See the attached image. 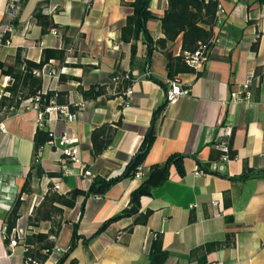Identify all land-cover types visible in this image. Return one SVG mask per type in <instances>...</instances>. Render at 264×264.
<instances>
[{"label":"crops","instance_id":"crops-1","mask_svg":"<svg viewBox=\"0 0 264 264\" xmlns=\"http://www.w3.org/2000/svg\"><path fill=\"white\" fill-rule=\"evenodd\" d=\"M45 1L42 13L58 28L43 34L33 11ZM133 1L0 2V34L9 32L7 42L0 46V61L10 64L17 49L37 62L43 49L64 48L63 63L50 59L43 66L41 92L64 91L67 104L76 108L73 120L51 116L43 127H39L32 107L19 108L0 121V264H23L21 244L27 234L49 233L51 221L31 227L28 217L50 184L58 185L57 193L66 194L72 189L86 191L95 175L109 179L121 174L140 146L153 111L165 102L168 82L174 78L188 91L165 104L142 172L171 154L183 159L180 169L171 164L166 179L140 197L139 211H152L147 222L128 230L134 216L123 217L84 241L127 206L143 173L116 182L102 196L84 201L78 196L72 207H63L61 227L54 238L59 250H52L43 264H55L72 242L66 262L75 258L77 264H148L155 239H160L167 252L164 264H264V3L221 0L220 20L212 29L215 41L202 68L168 78L166 57L155 45L164 37L161 19L168 0L149 1L151 17L145 23L153 42L149 57L141 36L133 56L130 43L120 40V27L132 14ZM12 2H16V11L10 8ZM180 46V36L167 43L173 55L180 53ZM114 71L132 77L128 96L116 91L120 83L111 81ZM251 73L254 77L248 96L236 100V92ZM3 78L0 73V95ZM94 85L104 86L111 97L84 99L79 88L87 90ZM118 120L121 125L111 144L94 157L91 131ZM221 124L232 128L234 156L222 169L212 170L219 160H211V155L217 150ZM38 128L52 131L54 139L63 133L76 139L78 160L67 163V172L62 168L60 149L45 144L38 159L43 174L35 173L33 138ZM197 167L207 172L195 174ZM29 173V191L21 192ZM18 196L19 217L10 235L18 244L10 247L5 243V218ZM227 237L228 245L208 252L199 249L189 256L193 249Z\"/></svg>","mask_w":264,"mask_h":264},{"label":"trees","instance_id":"trees-1","mask_svg":"<svg viewBox=\"0 0 264 264\" xmlns=\"http://www.w3.org/2000/svg\"><path fill=\"white\" fill-rule=\"evenodd\" d=\"M150 0H134L131 3L133 8L132 14L126 17L122 26L120 27V40L131 45V56L136 52V42L141 36L143 41L147 45V57L150 56L153 50V42L149 32L146 29V21L151 17L148 10ZM260 3H264V0H258ZM45 2L37 4L33 11V17L36 22L41 26V32L44 34L50 29L58 28V25L53 22L52 18L42 13V6ZM217 3L216 0H168V7L161 19V29L164 37L158 39L155 43L164 53L166 57V68L168 78H174L179 73L184 72H196L193 68L188 66L183 59V53H193L197 50L199 44H205L208 47L211 46V38L213 36L212 29L216 26L219 20L216 17ZM15 24V21H13ZM2 35V44L9 38V32ZM181 37L180 53L173 55L171 51L167 49V43H173L176 38ZM66 41V39H64ZM65 58V50L62 49H43L41 58L39 61H32L26 59L20 49H17L13 60L10 64H6L0 61V73L2 76H8L9 80L2 88L0 95V121L9 113L24 108L23 102L28 99H34L35 96H39L40 109L49 105L51 102L56 105H68L65 99L64 91H47L41 93V70L43 66L50 60L56 59L63 63ZM199 73V72H197ZM127 75V77H125ZM120 77V80L114 81V77ZM122 76V77H121ZM59 80H62V76L59 75ZM112 82H119L118 92L123 93L132 84V77L129 74H122L118 71H114L111 74ZM80 93L84 99H94L100 96H106L110 98V95L106 94L105 87L102 85L91 86L87 90L79 88ZM166 104L158 105L153 111V115L150 124L144 134L143 140L138 149L133 153L129 161L125 164L121 174L115 178L105 179L100 176H94L91 180L89 188L86 191L72 189L66 194H59L55 191L54 185L50 184L46 194L43 197L40 205L33 209V212L28 217V222L31 227H36L41 221H51L52 227L49 233H34L27 234L22 244L29 246V250L24 252V256H31L40 264L48 257L49 253L56 247L54 238L57 236L61 227V214L63 207H72L78 196L83 197V201L89 196H102L107 189L116 182L125 179L133 178L138 170L142 171V163L145 156L155 139L158 125L161 120V112ZM69 106V105H68ZM71 111H75L76 108L70 107ZM121 125V121L118 120L112 123H105L98 127H95L90 133L91 151L94 157L100 155L111 144L113 137L117 131V128ZM48 132L42 128H38L35 131L33 144H34V158L33 168L35 173L40 176L43 174L41 167L38 165V161L35 160L36 152L38 148L43 147L49 140ZM230 152L229 158H233L234 151L231 148V140H229ZM222 153L217 149L214 154L211 155V160L219 159ZM183 159L182 155L171 154L163 163L153 164L149 167L146 173H143V179L137 188L132 190L127 206L118 214L107 219L89 238L84 239L88 241L110 224L111 222L123 217H133V222L128 228L131 230L135 224H145L148 217L152 213L150 209L144 212L139 211V200L143 195L150 194L153 187L160 184L167 177V169L171 164H176L180 169V163ZM205 169V168H204ZM181 173L183 171L181 170ZM31 173L28 174L21 192L29 191V178ZM21 204L20 197L18 196L12 207L10 208L5 218V243L8 245L10 235L15 228L16 221L19 217V207ZM56 217H58L56 219ZM49 234L51 238H49ZM73 241L78 236L75 230L72 235ZM229 238L227 237L223 241L207 243L200 248L193 249L190 252V257L194 255L197 250H204L208 252L212 249H217L229 244ZM74 246L72 242L71 246L62 253L61 258L55 264H77L75 258H70L67 262L70 250ZM46 250V251H45ZM167 259V252L163 249L160 239H155L151 243L148 264H164Z\"/></svg>","mask_w":264,"mask_h":264},{"label":"built area","instance_id":"built-area-1","mask_svg":"<svg viewBox=\"0 0 264 264\" xmlns=\"http://www.w3.org/2000/svg\"><path fill=\"white\" fill-rule=\"evenodd\" d=\"M18 1V0H16ZM217 3V9H216V17L218 20H220V12L221 9V0H216ZM10 8L13 11H16L17 6L16 2H12L10 4ZM215 41V38H211V43ZM7 42V39L3 42L4 44ZM2 44V35L0 34V46ZM209 53V47L205 44H199L197 50L193 53L184 52L183 53V59L184 62L193 68L195 71H198L202 68L203 63L206 61L207 56ZM41 75V74H40ZM127 77V75H125ZM254 77V74L251 73L244 83L241 85L239 90L236 92L235 97L236 100H240L243 97L248 96V86L251 83L252 78ZM119 78L116 76L113 78L114 81L118 80ZM9 77L5 76L3 78V86L8 82ZM170 87L165 91V100L167 104L173 103L177 100V98L181 95H184L187 93V88H182L181 83L178 79L174 78L169 80ZM43 93V92H41ZM131 93L130 87L127 88L123 94L125 96H128ZM23 105L25 108L32 107L37 111V121L39 127H43L44 122L47 120V118L54 116L59 119L63 120H73L75 117V112L70 110V106L68 105H56L55 103L51 102L49 105L45 106L44 108L40 109V102H39V96H35L34 99H28L23 102ZM74 106H78V104H74ZM1 126V125H0ZM232 134V128L228 125L221 124L218 129L217 139L215 142V147L222 153L220 156L218 162L212 164V170H220L223 167V164L227 162L229 158V152H230V145L229 140ZM49 140L46 142L47 145H52L55 148H59L61 152V163L62 168L64 172H67L68 162H74L78 160V146L76 144V139L73 136H69L65 133L57 136L56 139H54V134L52 131L48 132ZM43 147L38 148L35 156V160L38 161L40 152ZM205 170L200 169L197 167L194 170L195 174H204ZM85 175H89V172L87 170H84L83 172ZM142 176V171L138 170L135 174V177ZM54 188L58 189V185L54 184ZM18 244V241L11 237L8 243V246H16ZM22 245L23 253L29 250V246H26L24 244ZM53 250H59L58 247H55ZM46 251V250H45ZM23 264H40L38 261H36L31 256H24L23 254Z\"/></svg>","mask_w":264,"mask_h":264},{"label":"clouds","instance_id":"clouds-1","mask_svg":"<svg viewBox=\"0 0 264 264\" xmlns=\"http://www.w3.org/2000/svg\"><path fill=\"white\" fill-rule=\"evenodd\" d=\"M0 2H2V0H0Z\"/></svg>","mask_w":264,"mask_h":264}]
</instances>
